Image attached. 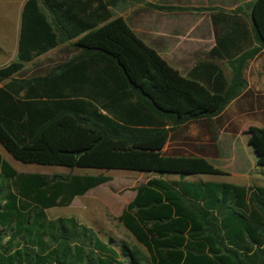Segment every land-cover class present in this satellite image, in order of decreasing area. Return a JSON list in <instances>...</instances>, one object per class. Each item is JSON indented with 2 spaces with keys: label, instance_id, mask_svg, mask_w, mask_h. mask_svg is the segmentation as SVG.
<instances>
[{
  "label": "trees",
  "instance_id": "obj_1",
  "mask_svg": "<svg viewBox=\"0 0 264 264\" xmlns=\"http://www.w3.org/2000/svg\"><path fill=\"white\" fill-rule=\"evenodd\" d=\"M120 1L22 5L16 58L0 67V146L17 163L51 171L19 172L0 155V264H264V186L194 180L224 174L201 157L99 149L148 145L218 117L246 88L248 61L264 52V0L243 19L240 10L213 16L215 46L187 76L114 15ZM63 44L75 54L25 76L27 63ZM66 122L92 139L77 146L61 133L46 144ZM248 141L264 166V131L250 128ZM112 171L146 175L117 217L144 253L74 217L46 216L110 182Z\"/></svg>",
  "mask_w": 264,
  "mask_h": 264
},
{
  "label": "rangeland",
  "instance_id": "obj_2",
  "mask_svg": "<svg viewBox=\"0 0 264 264\" xmlns=\"http://www.w3.org/2000/svg\"><path fill=\"white\" fill-rule=\"evenodd\" d=\"M23 1L25 0H0V61H4L12 52L16 17L20 5L24 3ZM133 4L134 1H130L129 5ZM122 10L117 8L114 14L117 15ZM133 28L138 33V37L154 49L152 45H149L148 40L143 39L150 34L146 32L147 28L142 27L139 30L135 27ZM149 37L153 38L152 36ZM64 49L70 51L67 54L69 58L75 54L68 44ZM170 62L175 64L171 60ZM178 62L181 66L180 61ZM182 71L184 76L188 75L187 66ZM258 100V102H254V129L264 131V95H259ZM235 114L237 112L232 115ZM251 126L252 124L239 123L236 129H232L224 123V118H216L211 121H195L181 126L168 137L148 145L131 146L107 142L99 149L117 153H126L131 149H144L159 151L173 156L201 157L209 159L208 162L214 167L222 169L224 174L220 176L197 177L200 180L231 181L245 187L264 186V166L259 163L255 151L254 157H252L249 148L251 147L248 141ZM61 133L71 135L72 144L77 146L85 144L92 139V136L75 129L66 122L59 124L58 128L52 129L47 133L45 138L46 144H51L52 139L59 137ZM0 155L19 172L46 173L51 171L37 166L17 163L1 147ZM106 175L111 177L110 182L90 190L81 197L75 198L68 207L47 210L46 216L49 219L74 217L80 223L98 232L104 241L112 239L115 244L123 242L144 253V250L136 245L131 236L117 221V217L132 199L134 189L139 184L144 183L146 175L124 171H112L106 173Z\"/></svg>",
  "mask_w": 264,
  "mask_h": 264
},
{
  "label": "crops",
  "instance_id": "obj_3",
  "mask_svg": "<svg viewBox=\"0 0 264 264\" xmlns=\"http://www.w3.org/2000/svg\"><path fill=\"white\" fill-rule=\"evenodd\" d=\"M130 1H134V4L129 5ZM253 1L126 0L125 2L120 1L113 11L115 13V9H123L122 12L114 15L122 17L137 36L138 33L133 27L138 30L146 27V32H149V36L153 38L143 36V39L148 40L149 45H152L163 59L184 76L183 68L187 66L189 72L195 64L208 59L210 50L215 46L216 38L220 33L219 28L221 27V22L215 25L213 16L218 13L230 14L231 12L240 10L236 16L243 19L244 13L249 15L250 11L248 6ZM22 5L23 3L20 5L16 17V30L12 41V52L4 61H0V67L8 65L16 58ZM65 46L67 44L60 45L27 63L24 67L25 76H43L57 64L67 61L69 58L67 54L70 51L65 50ZM253 46L254 43L251 47ZM170 60L175 62V64L170 62ZM178 61H180L182 69ZM213 61L221 65L224 75L229 76L230 70L226 63H224V60L217 61L215 59ZM244 78L247 86L242 94L230 102L224 111L216 117L220 119L224 118V123L232 129H236L239 123L246 125L252 124L251 128H254V102L259 101V95H264V52H260L255 58L248 61L246 69L244 70ZM5 83H0V87ZM232 112H237V114L232 115ZM249 148L252 157H254L253 148ZM206 160L209 161V159ZM194 180L200 179L196 177ZM207 181L226 182L242 186L231 181Z\"/></svg>",
  "mask_w": 264,
  "mask_h": 264
}]
</instances>
